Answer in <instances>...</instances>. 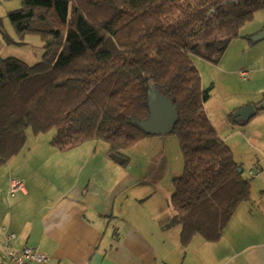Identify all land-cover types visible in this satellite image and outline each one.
<instances>
[{"label": "trees", "instance_id": "obj_1", "mask_svg": "<svg viewBox=\"0 0 264 264\" xmlns=\"http://www.w3.org/2000/svg\"><path fill=\"white\" fill-rule=\"evenodd\" d=\"M226 1L22 0L8 18L18 33L39 35L45 54L35 65L0 57V170L25 150L29 133L52 131L60 152L100 140L127 167L126 151L154 137V104L167 100L184 170L163 226L181 227L185 247L195 236L218 242L250 201L252 180L208 119L211 89L193 57L217 64L264 10V0Z\"/></svg>", "mask_w": 264, "mask_h": 264}, {"label": "crops", "instance_id": "obj_2", "mask_svg": "<svg viewBox=\"0 0 264 264\" xmlns=\"http://www.w3.org/2000/svg\"><path fill=\"white\" fill-rule=\"evenodd\" d=\"M10 2L0 0V9ZM260 58L263 65L264 56ZM263 70L259 66L243 70L240 78L257 85ZM166 102L157 103L165 107ZM240 105L233 115L248 106H254L256 114L242 123L233 117L234 123L245 128L238 131L241 150L237 153L238 149L229 147L243 173L248 171L246 178L252 180L251 198L238 207L218 242L195 236L183 246L181 227L163 226L174 212L137 210L146 196L133 191L138 180L133 171L118 177L120 165L105 150L104 158L96 157V143L87 142L59 152L68 155L88 146L90 157L42 159L26 167L27 174L19 168L29 159L9 168L17 176L6 175L5 191L9 192L13 179L21 180L24 189L11 197L0 194V264H7L8 250L24 248L45 254L47 264H264V86ZM256 116L263 118V126L252 125ZM218 134L230 143L235 131L226 138ZM10 234L15 238L10 240Z\"/></svg>", "mask_w": 264, "mask_h": 264}, {"label": "rangeland", "instance_id": "obj_3", "mask_svg": "<svg viewBox=\"0 0 264 264\" xmlns=\"http://www.w3.org/2000/svg\"><path fill=\"white\" fill-rule=\"evenodd\" d=\"M22 5V0H11L10 5L5 3L1 6L0 57H12L29 65H35L42 61L45 54L41 37L34 33H18L8 18L9 12L20 9ZM3 8H5L4 11ZM255 32H259L258 34L264 32V10L256 12L254 18L240 28L239 37L231 42L217 64L193 57V61L201 73L203 88L211 89L212 97L205 104L208 119L225 138L235 131L230 143L226 144L234 146L236 150L242 142L238 131L244 129L245 126L234 123V115L231 112L236 106H241L240 104L244 102L247 95H258L259 89L264 86V70L259 75L257 85L253 84V81L243 82L240 78L243 70L250 71V68L257 66L264 68L260 58L262 56L263 59L264 56V39L253 41V38L258 35L253 36ZM262 119L260 116L254 117L252 125L263 126ZM54 136V131L38 137L31 133L28 134L25 150L0 170V194L6 196L9 193L3 187L6 175L17 176L9 168L20 166V163L25 159H29L30 163L23 165V168L20 167L19 170L25 171L23 173L27 174L25 168L31 164L37 165L42 159L90 157V152L86 150L88 146H83L81 149L71 152L72 154H61L52 146ZM91 143H96V148L99 149L96 157L104 158V150L108 157L109 148L105 142L98 140ZM240 150L241 148L237 153ZM126 155L131 159L130 165L120 166L121 174H118V177L133 171L138 179L135 182L136 186L132 188L133 191L146 196L142 199L143 204H140L136 209L139 211L146 209L151 212L164 211L167 214H173L171 199L175 192L174 180L181 177L184 170V157L178 136L171 134L165 137L145 139L126 151ZM244 177H248V171L244 172ZM9 197H11L10 194ZM120 206L121 204L118 205V207ZM158 213H154V215ZM109 231L111 232V230Z\"/></svg>", "mask_w": 264, "mask_h": 264}, {"label": "water", "instance_id": "obj_4", "mask_svg": "<svg viewBox=\"0 0 264 264\" xmlns=\"http://www.w3.org/2000/svg\"><path fill=\"white\" fill-rule=\"evenodd\" d=\"M236 0H228L225 4H230ZM264 38V32L258 34L253 38V41H259ZM165 107L154 104L152 117L149 121L147 128L153 136L169 135L173 131L174 124L176 122V113L172 104L167 101L164 104ZM160 106V107H159ZM254 114H256V109L254 106H248L234 114L236 122L242 123L250 119ZM242 173V169L239 170Z\"/></svg>", "mask_w": 264, "mask_h": 264}, {"label": "built area", "instance_id": "obj_5", "mask_svg": "<svg viewBox=\"0 0 264 264\" xmlns=\"http://www.w3.org/2000/svg\"><path fill=\"white\" fill-rule=\"evenodd\" d=\"M245 76L244 74H242ZM255 177L258 174H254ZM24 189L23 182L19 179H13L10 184V195H15L18 191H22ZM15 238L14 234H10L9 239L12 240ZM31 262H35L38 264H47L48 258L45 254L38 252L33 248H24L20 252H16L13 250L7 251V264H30Z\"/></svg>", "mask_w": 264, "mask_h": 264}]
</instances>
